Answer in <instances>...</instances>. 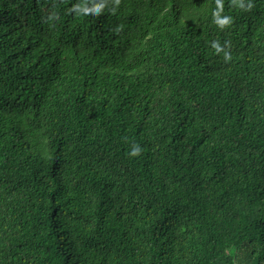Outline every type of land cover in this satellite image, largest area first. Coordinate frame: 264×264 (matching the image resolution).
<instances>
[{
	"label": "trees",
	"instance_id": "1",
	"mask_svg": "<svg viewBox=\"0 0 264 264\" xmlns=\"http://www.w3.org/2000/svg\"><path fill=\"white\" fill-rule=\"evenodd\" d=\"M0 264H264V0H0Z\"/></svg>",
	"mask_w": 264,
	"mask_h": 264
}]
</instances>
